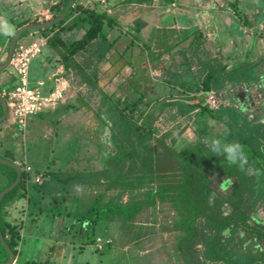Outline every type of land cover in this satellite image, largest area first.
I'll use <instances>...</instances> for the list:
<instances>
[{
  "label": "trees",
  "instance_id": "1",
  "mask_svg": "<svg viewBox=\"0 0 264 264\" xmlns=\"http://www.w3.org/2000/svg\"><path fill=\"white\" fill-rule=\"evenodd\" d=\"M244 1L228 2L236 26L251 27L256 37L264 35V27H256L258 17L264 18V0H257L255 5L252 0ZM66 2L62 0L52 17L62 11ZM78 2L73 1L60 21L39 30L46 36L41 54L53 62L52 66L62 64L78 85L91 90L94 104L83 101L95 120L92 131L97 138L80 136L92 146L89 155L83 153V145L73 136L58 168L49 164L40 170L28 161L33 170L25 171L27 147L20 143V126L13 124L15 130L8 133L9 140L3 141L0 135V157L21 167L18 183L0 201V232L15 254L14 264L25 222L36 224L44 216L51 220L70 219L69 230L82 231L85 237L79 250L89 245L104 252L114 242L110 234L117 230L127 235L122 244L137 242L141 247L153 229L142 226L138 216L157 203L168 204L174 212L169 229L176 233L172 250L177 264H264V251L241 253V243L235 240L240 233L246 237L251 232L264 239V224L259 226L254 220L256 207L264 200V104L258 113L247 110L252 101L246 99L241 106L231 96L232 91H237L238 96L247 98V88L242 85H260L259 66L264 65V51L245 52L233 60L221 51L205 52L203 34L194 32L187 66L190 69L195 63V70L189 79L171 69L160 75L165 83L179 87L177 96L154 101L145 93L131 99L125 95L114 97L104 92L97 80L100 64L115 42L108 37L107 29L116 18ZM249 6L257 9L251 18L246 14ZM139 23H134L136 34ZM210 91L218 99L217 107L204 103ZM68 110L77 108L68 105L50 114L58 117ZM44 116V112L37 114L38 119ZM188 129L193 134L190 140L182 137ZM2 133L6 135L0 125ZM212 140L219 143L214 145ZM234 142L243 146V167L239 162L229 164L226 159V148ZM37 174L40 182L32 179ZM15 175L13 167L0 163V191L13 182ZM212 176L223 179L220 191L231 186L227 193L214 188ZM97 238L102 241L101 248L95 246ZM8 257L0 243V263Z\"/></svg>",
  "mask_w": 264,
  "mask_h": 264
},
{
  "label": "crops",
  "instance_id": "2",
  "mask_svg": "<svg viewBox=\"0 0 264 264\" xmlns=\"http://www.w3.org/2000/svg\"><path fill=\"white\" fill-rule=\"evenodd\" d=\"M230 1L149 0L141 3H127L125 0H79L78 4L85 8L95 7L98 10H105L109 15L116 18L115 24L107 29L108 37L114 39L115 42L113 48L107 53L105 61L101 63V77L105 78L106 81L111 77H118L115 89H120L123 95L135 98L145 93L146 97L154 101L169 95L177 96L178 92H180L178 86L169 85L160 79L162 73L168 69L176 70L183 79L187 80L190 77L189 74L195 70V63L192 64L190 69L187 66L189 63L187 51L195 39L194 32L199 35L202 33L203 38L207 37V35L214 36L217 31V21H220V24L224 23L225 25L223 24V26L228 27L232 35L227 44L228 46H225L223 50L219 49V51L225 57L229 56L233 60L238 59L245 52L253 53L254 47L259 42L258 38L264 39V35L256 37L253 33V41L250 47L246 44L247 39H245L246 41L244 40V47L239 45L243 34H240V38L237 37L238 32L233 35L235 31L233 26H236L237 22L234 13L228 7L227 3ZM61 3L62 0H0V64L4 63L7 58L9 43L15 33L14 31L20 26L37 24L43 20L53 18L52 15L60 8ZM247 8V15L257 12V9L253 6ZM153 9L157 13L162 10L164 14L160 12L162 15L158 13L159 17L155 18L153 16V20L148 21L147 16L150 15L148 12ZM211 12L215 13L212 17H210ZM216 13H220L221 16H216ZM165 15L168 16V20L163 18ZM259 20L264 22V18L261 16ZM136 21L140 22L137 34L134 31V23ZM39 30L42 29L29 30L31 31L30 33L25 30L28 32L27 36L22 41H19V36L16 44H28L45 38L42 46L43 51L46 44V36L41 35ZM204 42L202 44L203 48ZM214 51H218V49L216 48ZM254 53L257 54L258 50ZM33 60H36L39 68L36 74L30 72ZM52 64L41 53L34 57L28 71L30 84L33 85L37 80L46 79L53 71L57 70L69 81V78L72 77V72L66 73L62 64H56L55 66H52ZM114 66L116 67L115 69ZM153 71H155L153 73L155 79L151 76ZM261 74H264L263 64L261 66ZM14 83V76L10 73L9 66L7 65L5 68L0 69V89L11 88ZM147 83L149 84L148 86L146 85ZM101 84L104 85V83ZM144 84L146 89L142 90ZM66 98L64 96V99L54 108H62L64 110L68 105H75L77 110L81 108L80 105L75 104L76 99H78L77 95L72 99ZM52 110L54 109H45L43 112L46 114ZM36 118L37 115L28 117L25 120L26 127L28 128ZM8 119L12 121L9 132H13L15 130L13 124L15 125V123L7 113L6 120ZM192 138L189 137L188 140ZM260 240L264 241L262 238ZM121 249L124 252L132 251L139 258L148 251L146 247L139 246L132 249L124 246ZM256 251L261 252L264 250H254L253 252ZM171 255L169 261H175L173 250Z\"/></svg>",
  "mask_w": 264,
  "mask_h": 264
},
{
  "label": "rangeland",
  "instance_id": "3",
  "mask_svg": "<svg viewBox=\"0 0 264 264\" xmlns=\"http://www.w3.org/2000/svg\"><path fill=\"white\" fill-rule=\"evenodd\" d=\"M247 1L248 0L244 1V3ZM256 2L257 0L251 1L253 5H255ZM160 12L164 14L162 10L158 13L160 14ZM148 13H150V15L147 16L148 21H152L153 16L155 18L159 17L155 9L151 10ZM214 14L213 12H211L210 17H212V15ZM217 15H220V13H216V16ZM248 16L250 18L252 17L250 14H248ZM163 18H166V20H168L167 15H165ZM258 19H260V16L258 17ZM261 21L256 24V27L258 29H262L264 27V22ZM217 23V31L214 36L207 35V37H205L204 39L206 41L204 42L205 45L203 49L205 50V52L212 50L211 54L218 53L214 51V49L216 48L219 51V49L223 50L225 46H228L227 44L229 43L230 36L232 35L230 34L228 27L223 26L224 23H221L222 26L220 24V21H217ZM233 29H235L233 35H235V33L239 31V29L242 30L243 35L241 36V38L240 33L237 34V37L240 38L239 45L244 47L246 41L245 39H247L246 44L248 47H250L253 41V29H251V27H241L238 29L237 26H233ZM28 32L30 33L31 31ZM28 32L23 31V34L20 37L19 41H22L23 38L27 36ZM258 41L259 42H257V47H255L256 50L254 49L253 51L258 50V53H262L264 51V39H261L259 37ZM261 66L262 64H260L259 67L261 68ZM101 67L102 64H100L99 71H102ZM115 68L116 67L114 66V69ZM38 69L39 68L36 64V60H33L30 72L36 74L37 71H39ZM154 72L155 71H153L151 75L153 78ZM117 78L118 77L114 76L106 81L105 78L101 77L100 75L97 81L100 88H102L104 92H107L114 97H123L121 90L118 88L115 89ZM72 80L74 81V79L70 77L69 81ZM73 81L71 82L73 85L70 84L69 90L65 92V97L72 99L73 97H75V95H77L78 99H76L75 104L81 106L79 110H68V112H64L58 117H53V114L50 113L56 110L60 112L61 108H51L54 110L46 113V117L44 116L43 119L36 118L28 128L25 124L23 125V127H20V129L23 131L20 143L24 147H27V150H25V161L26 166L30 168L29 171L33 170L30 163H32L35 167L40 168V170H43L44 167L49 164L54 169L58 168L62 164V158L64 157L63 155L66 154L65 149H67V146L73 136L77 137L79 139L78 142L83 145V153L85 155H89L93 152L90 143H88V141H86L84 138L81 139L80 136L86 135V138H97L92 131L95 120L91 117V113L87 109L88 107L84 104L83 101L85 100L87 104H94L95 98L88 87L78 85L75 81ZM101 83H104V85H102ZM259 83L260 85H258V87L243 84L242 87L247 88L245 93H248V97H240L238 96V94H236L237 91H232V100L237 102L238 105H241L243 101L248 99V101H252V104L248 106L249 109L247 110L258 112V109L264 104V74H261ZM146 85L148 86L149 84L147 83ZM146 85L144 84V86H142V90L146 89ZM241 89L242 88L240 87L239 90L241 91ZM257 90H260L259 94H256ZM199 94L200 92L196 95ZM129 98L131 99L133 97L129 96ZM56 118L57 120H55ZM0 122L1 127L4 129V134L6 131V135H3V133L0 134L2 136L1 138L4 141L8 138V133H10L9 131L11 128L10 126L12 125V121H10L9 119H5ZM211 125H213L214 128L219 127L218 124ZM182 137L185 139H188L189 137L192 138L193 134L191 130L188 129L182 133ZM6 143L10 145L9 141H7ZM39 179H41V176L39 177ZM212 179L214 188L220 191L219 183L223 179L215 176H212ZM230 187L231 186H229L228 188ZM228 188L220 192L225 194L227 193ZM125 199L126 197L123 198V201H125ZM174 217V212L171 208L168 207V204L162 203H157L154 207H147L144 212L140 216H138L137 221H139L142 226L146 225V227L153 229V231H151L144 237L143 243H141L140 245L141 247H146L148 251L139 258L137 254H134V252L132 253V251H122L121 247L123 248L124 246L126 248L129 247V249L138 246L137 242L122 244V239L127 236L124 232H122V234L121 232L119 233V230L112 232L110 234V238L113 239L114 242H112L110 244V247L104 252H97L93 250L89 245H85L83 250H79V243H81L82 240H85V237H83L82 231L76 233V231L73 232L72 229L69 230L68 224L70 219L68 220L66 218H60L51 220L49 217L44 216L42 219L38 220L36 224L25 222V224L23 225V229L21 230L22 237L19 247L20 253L19 255H17V264H25L26 262H33L35 264H177V260L169 261L170 256H172V245L174 244L176 235V233L169 229ZM260 226H262V224ZM130 236L131 235H129V237ZM242 242V239H238V243ZM244 251L246 252V250ZM244 251H241V253ZM174 259H176L175 255ZM167 261L168 263H166Z\"/></svg>",
  "mask_w": 264,
  "mask_h": 264
},
{
  "label": "built area",
  "instance_id": "4",
  "mask_svg": "<svg viewBox=\"0 0 264 264\" xmlns=\"http://www.w3.org/2000/svg\"><path fill=\"white\" fill-rule=\"evenodd\" d=\"M45 38L30 43H18L15 45L8 63L10 73L14 76V85L11 88H1L0 95L5 99L8 114L13 122L23 127L28 117L37 115L45 109L54 108L64 99L69 87V81L59 70L53 71L43 80H37L33 85L28 81L30 63L34 57L42 52ZM204 103L210 108L217 107L218 99L213 92L205 95ZM28 166L25 171H29ZM39 175L32 177L33 181H39ZM95 246L101 248L102 241L96 239Z\"/></svg>",
  "mask_w": 264,
  "mask_h": 264
},
{
  "label": "water",
  "instance_id": "5",
  "mask_svg": "<svg viewBox=\"0 0 264 264\" xmlns=\"http://www.w3.org/2000/svg\"><path fill=\"white\" fill-rule=\"evenodd\" d=\"M73 1L74 0H67L62 11L57 16H55L53 18L43 20L41 23L31 24V25H23V26H20L19 28H17L14 31L15 33L11 37L9 47H8L7 58H6L4 63L0 64V69L5 68L8 65L10 58L12 56L13 50L15 48L16 42H17L20 34L23 31L42 29L43 27L50 26V25L56 23L57 21H60L66 15L68 10L72 6ZM0 104L3 108V113L0 115V121H1L2 119H5L7 117V113H8L6 101L1 95H0ZM0 163H4V164H7V165L13 167L15 169V172H16V175H15V178L13 179V182L10 183L7 187L3 188L0 191V201H1L3 195L18 183L21 167L19 166V164L17 162L12 161L10 159L3 158V157H0ZM0 243L9 254L8 259L5 262L0 263V264H13L14 260H15V254L13 253L11 248L7 245V243H6L3 235L1 234V232H0Z\"/></svg>",
  "mask_w": 264,
  "mask_h": 264
},
{
  "label": "flooded vegetation",
  "instance_id": "6",
  "mask_svg": "<svg viewBox=\"0 0 264 264\" xmlns=\"http://www.w3.org/2000/svg\"><path fill=\"white\" fill-rule=\"evenodd\" d=\"M264 90V87H263ZM254 220L258 222V225L264 224V200L262 203H260L255 210L254 213ZM254 222V221H253ZM255 223V222H254ZM238 239H242L243 242L241 245V250L244 251H251L254 250H264V241H261L255 234V232H251L250 234H247L245 237L243 233H240L238 236H236V241L238 242Z\"/></svg>",
  "mask_w": 264,
  "mask_h": 264
},
{
  "label": "clouds",
  "instance_id": "7",
  "mask_svg": "<svg viewBox=\"0 0 264 264\" xmlns=\"http://www.w3.org/2000/svg\"><path fill=\"white\" fill-rule=\"evenodd\" d=\"M214 145L218 144V140H212ZM213 152L220 154L216 147L210 148ZM227 156L226 159L228 160L229 164H236L237 162L240 163V166L243 167V164L246 163V157L243 152V146L239 143L229 144L226 148Z\"/></svg>",
  "mask_w": 264,
  "mask_h": 264
}]
</instances>
